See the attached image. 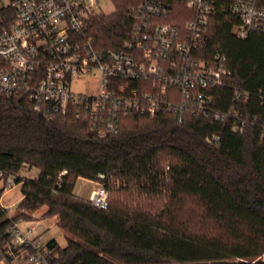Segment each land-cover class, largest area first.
<instances>
[{"label": "trees", "instance_id": "1", "mask_svg": "<svg viewBox=\"0 0 264 264\" xmlns=\"http://www.w3.org/2000/svg\"><path fill=\"white\" fill-rule=\"evenodd\" d=\"M136 1L114 0V12L93 18L91 34L100 49L122 44L132 27L126 11ZM175 7L186 13L184 1ZM11 15L0 10V31ZM236 23L225 11L212 16L200 56L225 53L231 82L252 92L243 112L264 119L257 98L264 91V33L238 38ZM212 94L219 108L232 102L228 87ZM217 130L222 137L215 141L210 135ZM25 165L39 174L22 178ZM0 169L22 182L15 217L35 219L32 213L40 209L66 235L65 247L50 240L59 264H264V137L258 121L237 132L231 122L191 113L182 123L172 111L131 113L121 118L119 133L100 137L88 119L0 94ZM79 178L107 187L109 206L75 194ZM9 223L0 207V242Z\"/></svg>", "mask_w": 264, "mask_h": 264}, {"label": "built area", "instance_id": "2", "mask_svg": "<svg viewBox=\"0 0 264 264\" xmlns=\"http://www.w3.org/2000/svg\"><path fill=\"white\" fill-rule=\"evenodd\" d=\"M107 1L115 11L114 0H0V10L12 14L0 31V94L26 96L36 109L88 119L100 137L119 133L123 116L165 111L180 123L189 113L231 122L237 132L258 121L264 137V119L243 112L252 92L231 82L225 53L200 56L208 21L219 11L238 19L233 27L238 38L264 33L259 0H182L186 13L176 11L179 0H138L126 11L132 27L122 44L100 49L91 34L93 18L112 13L103 7ZM94 72L95 92L73 91L76 80ZM224 87L231 89L232 102L219 108L212 92ZM257 98L264 104V91ZM210 137L218 141L222 135L217 130ZM19 183V175L0 169V207L10 221L8 237L0 242V264H59L42 226L24 227L35 219L10 216L1 201ZM89 199L105 209L109 190L99 184Z\"/></svg>", "mask_w": 264, "mask_h": 264}, {"label": "rangeland", "instance_id": "3", "mask_svg": "<svg viewBox=\"0 0 264 264\" xmlns=\"http://www.w3.org/2000/svg\"><path fill=\"white\" fill-rule=\"evenodd\" d=\"M107 12L114 11V5L107 1L104 6ZM97 82H98V73L94 72L90 76H86L84 78L76 80L73 85L72 89L75 92H83V93H93L97 89ZM39 174V169L35 167H28L27 165L23 166L19 175L22 178H31L35 177ZM98 185V181L93 179L87 178H79L75 188L74 193L89 198L91 191L94 187ZM24 197L22 191V182H20L16 187L10 189L2 196V203L6 207H10L9 214L10 216H14L17 214L18 205L22 201ZM21 211H26L25 209H21ZM41 211L38 210L32 213V218H35V221L24 222L22 225L27 226L29 223L38 222L42 228L45 230V236L47 240L56 239L61 247H65L68 243L67 237L64 232L59 228L56 223V219L54 217L50 218H43L41 217Z\"/></svg>", "mask_w": 264, "mask_h": 264}, {"label": "crops", "instance_id": "4", "mask_svg": "<svg viewBox=\"0 0 264 264\" xmlns=\"http://www.w3.org/2000/svg\"><path fill=\"white\" fill-rule=\"evenodd\" d=\"M77 181H78V180H77ZM76 183H77V182H76ZM99 184H100V183L98 182V185H99ZM98 185H97V186H98ZM97 186H96V187H97ZM96 187H94V188L92 189V191H93ZM92 191H91V193H92ZM90 195H91V194H90ZM89 198H90V197H89Z\"/></svg>", "mask_w": 264, "mask_h": 264}]
</instances>
